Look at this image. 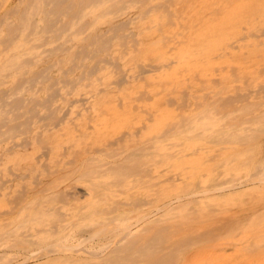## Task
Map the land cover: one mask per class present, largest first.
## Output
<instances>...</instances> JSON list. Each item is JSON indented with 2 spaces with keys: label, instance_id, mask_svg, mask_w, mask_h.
I'll use <instances>...</instances> for the list:
<instances>
[{
  "label": "bare ground",
  "instance_id": "obj_1",
  "mask_svg": "<svg viewBox=\"0 0 264 264\" xmlns=\"http://www.w3.org/2000/svg\"><path fill=\"white\" fill-rule=\"evenodd\" d=\"M0 264H264V0H0Z\"/></svg>",
  "mask_w": 264,
  "mask_h": 264
}]
</instances>
